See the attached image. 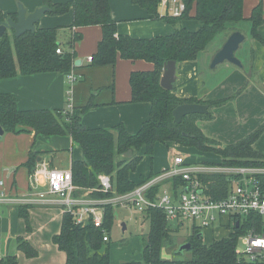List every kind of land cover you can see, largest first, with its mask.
<instances>
[{"label": "trees", "instance_id": "16d2710c", "mask_svg": "<svg viewBox=\"0 0 264 264\" xmlns=\"http://www.w3.org/2000/svg\"><path fill=\"white\" fill-rule=\"evenodd\" d=\"M185 11L179 18H167L170 23L196 21L198 29L189 31L178 28L168 36L152 39H135L116 35V22L111 17L108 0H71L65 4H54L52 0H44L49 8V15H63L72 12L71 28L80 29L98 26L101 39L96 52L92 55V66H114L117 59L144 61L152 64L153 69L147 72H132L129 75L130 103H148L150 111L148 119L135 134H129L122 125L112 130L88 128L81 124L79 117L63 115L61 110L21 111L17 108L13 95L0 94V127L5 133L20 134L33 131L34 136H68L83 152V160L72 161L70 170L73 184L91 190L98 187V176L108 175L112 178L116 194L121 195L132 191L140 183L151 178H140V183L130 179L141 161V156L128 162L118 157H132L134 152L144 150L149 160L153 159L155 146L160 144L180 145L199 153H213L221 158V165L228 167H264V153L252 148L264 130V125L236 143L222 146L207 138L196 125L197 121L212 119L211 110L206 115L186 116L180 124L172 119V110L183 103H200L198 98L179 99L174 95V87L167 91L160 86L163 66L168 61L176 64L194 62L210 43L230 26L240 22L251 24V37L264 45V40L256 33V28L263 23L262 6L259 3L248 19L242 15L243 0H181ZM132 4L144 9L150 18H158L161 0H131ZM194 12L191 15V12ZM11 18H14L11 16ZM56 28H35L15 38L4 35L0 39V81L8 80L17 75L28 76L38 73H68L73 69L74 44L81 39L79 32L72 33L66 44L57 38ZM56 49L62 51L56 53ZM18 66V71L16 65ZM224 100L217 103L205 102L209 109L219 107ZM90 107L83 108L84 112ZM38 152H30L27 160L29 171H33ZM212 165L213 163L203 162ZM153 178V177H152ZM200 181L205 187V194L216 199L226 196L229 178L223 174L201 175ZM264 179V177H262ZM174 185L183 184L175 179ZM162 184L154 186L149 197L158 193ZM89 197L104 199L108 194L91 192ZM20 209V217L27 221V214ZM148 223V232L144 238L142 259L138 262L124 264H249L235 252L237 238L250 229V221L228 233L226 237L205 244L198 230L193 229L186 237L185 243L190 244L187 251H174L176 257L181 254L190 255L188 259L165 260L161 253L164 248L173 246L174 234L177 229L170 228L164 213L158 209H149L142 215ZM250 219V218H249ZM253 219V218H251ZM258 222L261 218L256 217ZM114 225V208H104L103 223L95 227L92 220L84 224H75L72 216L63 212L60 231L52 238L58 250L65 254V264H111L108 234ZM106 236L108 241H103ZM184 244V243H183ZM182 245V244H180ZM179 245V246H180ZM17 248L27 259L37 256L36 250L25 240L17 239ZM0 264H17L16 258L10 255Z\"/></svg>", "mask_w": 264, "mask_h": 264}, {"label": "crops", "instance_id": "0c3cea01", "mask_svg": "<svg viewBox=\"0 0 264 264\" xmlns=\"http://www.w3.org/2000/svg\"><path fill=\"white\" fill-rule=\"evenodd\" d=\"M69 1L71 0H52V3L65 4ZM108 2L111 17L116 22V35L135 39H152L171 35L181 27L196 31L199 26L196 21L192 20L176 24L167 22L161 15L160 9L158 18H150L144 9L132 4L131 0H108ZM259 3L262 6L264 20V0H243V17L248 19ZM18 5H21L27 14L45 6L44 0H0V17L2 19L11 18V16L15 18ZM193 14L192 11L191 15ZM245 22L249 25L251 39L245 53H240L241 58L238 57L241 63L239 70L233 67H223L225 76L222 79L217 82L210 79L212 73L209 63L228 36L218 48L211 50L209 47L201 52L196 61L176 64L177 79L173 87L177 98H198L203 101V104L225 101L219 107L208 109L212 113V119L209 121L215 126L209 137L200 129V121L196 122L207 138L222 146L236 143L264 125V45L251 37V24ZM71 25V11L58 16L46 13L35 25V28H56L57 38L61 44H66L71 39L72 33H80L81 39L74 44L71 50L74 53V61L80 60V64L76 67L73 65L71 70L76 77L71 85L67 80L69 72L17 75L12 79L0 81V94L13 95L17 108L21 111H63L70 106V115L79 117L81 124L85 127L112 130L122 125L129 134H135L148 119L150 105L130 103L128 79L132 72L151 71L152 64L144 61L117 59L114 66H92L91 62L87 61V57H92L96 52L101 39L100 27L74 29ZM256 33L264 40V21L256 28ZM15 66L18 71L17 64ZM88 105L90 107L82 112L81 110ZM252 148L264 153V130ZM30 152L39 153L35 166L39 161H45L51 168L57 167L52 161L46 159L48 156L66 152L70 158V165L72 161H81L84 158L81 148L74 144L68 136L35 137L33 131L20 134L4 132L0 139V182H3L0 192L4 191L16 196L27 192L31 171L26 162ZM143 153L144 150L141 149L140 152H134L130 158L118 157V160L126 162L138 156L142 157L141 161L147 159L150 166L148 171L144 170L139 174L136 168V171L130 175V179L136 183H140V178L146 179L150 175L154 178L168 168L172 155L184 157L182 154L193 153L199 156L197 160H188L187 163L215 164L221 161L217 155L213 156L218 160H208L207 153H199L172 143L168 147L156 145L151 161ZM164 156L168 160L166 165ZM136 176L137 180H135ZM76 193L83 199L89 198L90 194L88 191ZM22 207L24 206L1 207L3 214L0 216V262L13 255L17 264H65V254L58 250L52 241V238L59 234L64 210L57 206L25 207L23 211L28 217L25 221L19 215ZM216 230L223 231L224 236L214 237L213 240L226 237L229 233L225 229H210L213 233H216ZM18 238L27 241L36 250L35 258L27 259L17 248ZM213 240L204 243L210 244ZM124 263L130 262H121V264Z\"/></svg>", "mask_w": 264, "mask_h": 264}, {"label": "built area", "instance_id": "2783aa9c", "mask_svg": "<svg viewBox=\"0 0 264 264\" xmlns=\"http://www.w3.org/2000/svg\"><path fill=\"white\" fill-rule=\"evenodd\" d=\"M161 15L167 18H179L185 11L181 0H161ZM61 54L60 49H56ZM91 62L92 57H87ZM67 80L71 85L76 77L70 71ZM71 107L62 111L70 115ZM223 174L229 178L230 188L226 196L216 199L205 194L200 181L201 175ZM264 167H228L203 162L187 163L185 157L174 155L168 168L154 178H150L132 191L118 195L115 193L112 178L98 176V187L83 190L73 184L70 169L51 168L45 161H39L29 177V189L20 196L0 192V216L2 206H57L72 216L75 224H84L91 219L95 227L103 223L104 208L111 206L134 210L143 215L149 209H158L164 213L169 224L183 226L190 221L199 227L192 229H225L229 233L238 229L244 221H250V229L237 238L235 252L249 264H264ZM175 179L183 184L174 185ZM162 184L158 193L149 197L154 186ZM3 182H0L2 187ZM88 191L108 194L104 199L81 198L76 192ZM261 218V222L256 220ZM250 218V219H249ZM253 218V219H251ZM238 223V228H236ZM103 241H108L106 236Z\"/></svg>", "mask_w": 264, "mask_h": 264}, {"label": "rangeland", "instance_id": "374dc122", "mask_svg": "<svg viewBox=\"0 0 264 264\" xmlns=\"http://www.w3.org/2000/svg\"><path fill=\"white\" fill-rule=\"evenodd\" d=\"M232 32H240L245 37V41L240 45L239 50H237V52L235 53V57L237 59L238 57L241 58L240 53H245L246 48L248 47L251 39L249 37V25L246 22L231 25L230 29L228 28L223 34L218 35L215 40L210 43L207 49H209V47H211V50H214V48H218L220 44L224 41V39L227 36L229 37ZM5 35L10 37L12 33L8 32ZM223 67H233L234 69L239 70L237 66L232 65L228 62H224L210 70L212 73L210 79H213V81L216 82L222 79L225 76V70H223ZM210 122L211 121L206 120H200L199 122L200 129L207 137H209V134L213 131V128L215 127L214 124ZM221 129H224V127H221ZM207 154L208 155H206V157L208 160H218L217 157L213 156L216 154ZM182 155L185 157L186 161H194L199 158V156H196L193 153ZM170 158V160H172L173 155ZM46 159H48V161H52L53 165H55V167L57 168L70 169V158L66 152L63 154L58 153L56 156H48ZM167 162L168 160H166L164 156V164L166 165ZM149 167L150 166L148 164L147 159H144L140 161L137 167V171L140 174L144 170L148 171L150 169ZM153 170H155L154 166ZM135 178V180L138 179L137 176ZM121 224H124V230H122ZM193 224L194 227H199L198 223H193L190 221L186 222L185 225L178 227L177 234H174V236H176V243L173 246L164 248L162 250V259L172 260L175 258L179 260H185L190 257L189 254L184 252L181 254L182 257H176V255H174V251L179 247L180 244L185 243L186 237L190 234V231L193 230ZM148 228V223L143 221L141 214L130 209L115 208L114 225L108 234L109 241L106 243V245H104L109 247L110 262L112 264H121V262L140 261L142 259L144 238L148 232ZM170 228L177 229L174 223L170 225ZM198 231L201 234L203 242L205 243L210 242L214 239V237L217 238L218 236H224V232L221 230H216V233H213L210 231V229L200 228L198 229Z\"/></svg>", "mask_w": 264, "mask_h": 264}, {"label": "water", "instance_id": "95a60500", "mask_svg": "<svg viewBox=\"0 0 264 264\" xmlns=\"http://www.w3.org/2000/svg\"><path fill=\"white\" fill-rule=\"evenodd\" d=\"M49 11L47 6L36 9L30 14L26 13V10L18 5V10L16 17L2 19L0 17V39L8 32H11L15 38H19L27 32H33L35 30V25L39 22L42 16ZM244 35L240 32H232L226 39L222 47L214 54L210 62V69L215 68L217 65L224 62H228L237 67H241L240 61L235 57L239 46L244 42ZM80 64V60H75L74 67ZM177 79L176 76V63L174 61H168L163 66V72L160 78V86L171 91L173 85ZM209 106L207 104L198 103H183L176 106L172 110V119L175 124H180L182 120L189 115H206ZM4 131L0 127V139L3 136ZM236 228H238V223H236ZM125 229L124 224H122V230ZM190 249L189 243H184L178 247V251H187Z\"/></svg>", "mask_w": 264, "mask_h": 264}]
</instances>
